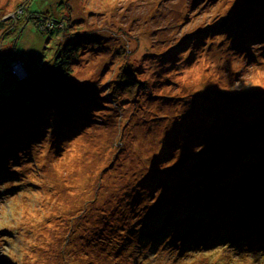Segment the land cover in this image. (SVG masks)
<instances>
[{
	"label": "rangeland",
	"instance_id": "374dc122",
	"mask_svg": "<svg viewBox=\"0 0 264 264\" xmlns=\"http://www.w3.org/2000/svg\"><path fill=\"white\" fill-rule=\"evenodd\" d=\"M26 1L0 0V69H30L0 84L86 44L73 92L0 132V264H264V0H67L59 38L28 16L64 0Z\"/></svg>",
	"mask_w": 264,
	"mask_h": 264
},
{
	"label": "trees",
	"instance_id": "16d2710c",
	"mask_svg": "<svg viewBox=\"0 0 264 264\" xmlns=\"http://www.w3.org/2000/svg\"><path fill=\"white\" fill-rule=\"evenodd\" d=\"M31 1L32 0H27L25 5L20 7V9L18 10H22V13L25 14ZM53 2L54 1H52V5L49 8L44 10L43 14L41 15L36 14V13L29 14L28 19L31 20L35 24L36 28L42 34H44L45 37L59 38L63 36L64 28H61V25H60L61 23L59 21L61 19L56 18L57 17L56 14L62 13L63 9H68L67 8L68 2L67 0H64V1H60L56 5H54ZM23 14H19V19L21 18ZM14 23L17 24V21H14ZM12 28H13V24L7 25L5 28V32L0 35V41L2 43L6 44L5 40H6V37L8 36L15 37V34L13 33L15 29L16 31H18L19 25H17L13 31H12ZM17 39L15 40L17 41ZM84 44L86 43L82 41V39L71 40V41H68L63 47L58 48V50H56L55 52V56L53 57V74L44 83L34 85L30 89L20 90V88H16L13 91H10L11 89H13V85H11V89H10L6 87L7 80H3V84H0V132L4 131V129H6L7 127V124H5L4 122H9L14 117L16 118L23 117L24 115H27V114L31 115L32 113L36 112L39 109H45L46 107L53 106L54 103H58V101L61 102L65 100L67 98L66 97L67 92H73V89L70 87L66 88L65 84H64L65 86L64 85L62 86L60 81L65 78L68 80L66 83L68 84L71 83V77H70L72 73L71 65L74 62H77V58H78L77 52H80L79 48ZM0 50L2 53L1 58H4L5 56L3 54V50L1 48ZM20 62L23 63V60L16 59V58L13 59L12 61L10 60V63L6 66V68L0 69V74L4 75V73L10 71V73L15 78V81L20 82L19 77L15 76L14 73H12L11 71L13 65L16 63H20ZM23 65L24 67L28 68V66H26L24 63ZM119 71L120 73L118 75V80H116L115 84L117 85L121 84L123 86L120 89L114 90L113 93L116 94L115 91L117 92L119 91L125 94L132 93L131 92L132 85L135 84L133 83V81H130L132 80L131 76L133 75V71L131 72V70L128 69V67H125V69L121 68V70ZM90 84H88V86H90ZM127 84L129 86V91H127V87H126ZM138 84L139 85H136L134 88H138L139 93H140L141 92L140 90H142L141 86H143V84L142 85L140 83ZM2 86H5L6 88L2 90L1 89L3 88ZM24 87L25 85H23V88ZM125 89L126 91H124ZM207 90L209 93H216V94L220 93L215 85L214 86L209 85L207 87ZM80 91H82V94L87 95L84 89L74 92V95L72 96L75 97V101H76V98L77 99L79 98ZM156 97L158 98L159 96H156ZM89 102H84L85 107H87L86 105H88ZM102 103L104 104V102ZM77 108H79V106ZM83 109L85 108H82L81 110ZM73 112H75V110H73ZM35 119L36 118H34L33 120ZM38 119L40 120V118ZM66 122L68 123L70 122V120L68 119ZM3 136L4 138L7 137V133H5ZM224 146L225 144L223 145V147ZM183 147H185V145H182V148ZM226 154H229V152H227ZM19 158H20V153L18 152L16 156L15 157L12 156L11 160L9 161H20ZM6 173H7L6 175H3L0 178L1 180L7 179L9 177L8 170L6 171ZM194 182H195L194 180L190 181L191 184H194ZM1 263L8 264L9 262L7 263L6 261H3ZM72 264H79V263H76L75 261H73Z\"/></svg>",
	"mask_w": 264,
	"mask_h": 264
},
{
	"label": "bare ground",
	"instance_id": "6f19581e",
	"mask_svg": "<svg viewBox=\"0 0 264 264\" xmlns=\"http://www.w3.org/2000/svg\"><path fill=\"white\" fill-rule=\"evenodd\" d=\"M187 184L188 185H191V186H194V184H191L190 183V179H188L187 180ZM198 194H202L203 193V191L202 190H200L199 189V192H197ZM220 194V192H216V194L214 195V199H217V202L218 201H221L223 198H221V196L219 195ZM202 199H200L201 201H203V203L204 202H206V200H207V196H203V197H201ZM216 202V201H215ZM260 229L261 228H256V227H254V228H250V229H246L245 231H246V235H248L249 237H256L257 235H258V233H259V231H260Z\"/></svg>",
	"mask_w": 264,
	"mask_h": 264
},
{
	"label": "water",
	"instance_id": "95a60500",
	"mask_svg": "<svg viewBox=\"0 0 264 264\" xmlns=\"http://www.w3.org/2000/svg\"><path fill=\"white\" fill-rule=\"evenodd\" d=\"M25 70L30 71V69H26V67H24L23 63H16L13 65L11 71L12 73L18 75V73H22L23 75L25 74Z\"/></svg>",
	"mask_w": 264,
	"mask_h": 264
}]
</instances>
